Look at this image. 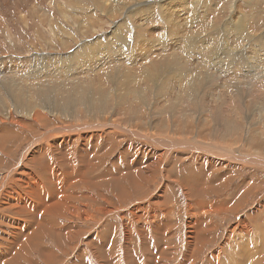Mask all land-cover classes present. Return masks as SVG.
Returning <instances> with one entry per match:
<instances>
[{
    "label": "rangeland",
    "instance_id": "obj_1",
    "mask_svg": "<svg viewBox=\"0 0 264 264\" xmlns=\"http://www.w3.org/2000/svg\"><path fill=\"white\" fill-rule=\"evenodd\" d=\"M175 1L0 0V264H264V0H177L181 42L213 40L189 66L206 74L210 56L212 75L229 56L233 93L256 92L248 104L168 101L144 69L128 92L129 57L86 79L59 73L61 57L114 30L128 50L169 41ZM156 53L168 72L174 56Z\"/></svg>",
    "mask_w": 264,
    "mask_h": 264
},
{
    "label": "bare ground",
    "instance_id": "obj_2",
    "mask_svg": "<svg viewBox=\"0 0 264 264\" xmlns=\"http://www.w3.org/2000/svg\"><path fill=\"white\" fill-rule=\"evenodd\" d=\"M124 1V0H123ZM149 1V0H148ZM189 1V0H188ZM251 1V0H249ZM192 2V1H191ZM256 2V1H254ZM174 3V4H173ZM186 3V2H184ZM173 6L170 8L169 6L172 5ZM187 4V3H186ZM189 4V3H188ZM252 4V3H251ZM119 6V5H118ZM132 6V5H131ZM140 6V5H139ZM179 4L177 3V0L175 2H169V4H164L163 5V9L165 11V15H166V21L169 23V29H168V35H167V39L169 38V41L165 40L163 43L162 42H159L157 40H145L146 37L144 36H139L135 39V42H134V49L133 50H128L125 44V32L124 34L119 38L116 34V30H114L112 32V34H110V36L108 38H106V41L105 42H102L99 39L95 40L94 42L92 41H89V42H82L81 46L78 47L79 49L76 50L74 53L70 54L69 56H66L65 58H62L61 57V62H62V66H59L58 67V70L60 71L59 73H62V74H68V75H71V76H75V77H78L79 74H84V76L82 77H78V78H85V76H87V74L94 72L95 70H98V69H102L104 66L108 65V66H113V65H124L126 63V61L124 60L125 57H129L131 59H128L127 60V64L124 65V71L121 72V74H119L118 76V79L119 81L122 83V84H125V90L126 88H128V92H129V88H133V84L136 83V81H138L137 79H139V72L138 74L135 72L136 70L138 69H144L143 71V75H142V78H148V79H151V80H154V82H156L158 79L159 81V87H158V93L161 97L163 98H166L168 101H171V96L172 95H176L175 99L176 100H179V102L181 103V105L183 104V98L185 97V95H190V96H196V98H199V100H206L205 102L209 101L211 103H213V105H215L216 107H226L223 102H221L223 99H229V98H235V96L237 95V98L239 99V101L243 104H248L247 102L249 100H245V96H244V93L245 91L247 92L248 95L253 96V94H256V92H248L247 90H243L240 86L236 85V90L235 92L233 93V90L232 88L234 87L233 83H235L236 80H239V74H241L240 72V69L238 67H232L231 65V60L228 61V64H226L229 56H226V57H223L222 60L221 59H218V60H221L220 62L221 63H224V68L223 67H219L217 68L216 67V70L217 72H215V74L211 73L212 75H209L208 73L211 71H213V67L210 65V64H217L219 63L218 62H215L213 63L212 62V59L210 56H206L203 58V61H202V64L203 65H209V66H204L205 68H208L207 70L205 68H202L200 63L197 64L195 63V60H194V63L197 67H201V69H205L206 70V74L205 72L204 73H201L199 71H197V67L195 68L196 70H193L190 66H189V61L191 60V57H187V56H191L193 53L197 52L198 50H203L202 48H209L211 47V44L213 42V40H210V41H206V40H203V41H198L197 37L195 39H197V41L195 42H191V43H187L186 41L184 42H181L182 40H184V38L181 37V34L180 32L183 30L182 29V23L180 20L177 19V16L178 15H181L182 13H187V11H183V10H180L179 9ZM187 6V5H186ZM192 6V5H191ZM205 6V5H204ZM207 6V5H206ZM117 7V6H116ZM144 7V5H143ZM145 7H148L145 6ZM183 7V6H182ZM195 7V6H193ZM113 8V7H111ZM123 8V7H122ZM121 8V9H122ZM137 8V7H136ZM191 8V7H190ZM214 8V7H213ZM43 9V12L44 13H47V11H45V9L42 7ZM119 9V8H118ZM120 9V10H121ZM126 9V7H125ZM129 9V8H128ZM134 9V7H133ZM195 9V8H193ZM212 9V8H211ZM162 10V9H161ZM188 10V9H187ZM197 10V9H195ZM199 10V9H198ZM201 10V9H200ZM204 10V9H202ZM99 11V10H98ZM102 11V10H101ZM104 11V10H103ZM107 11V10H106ZM103 12V13H106ZM115 11V8L114 10ZM112 11V12H113ZM123 11V10H122ZM130 11V10H129ZM206 11H207V8H206ZM212 11V10H211ZM41 10L39 8H37L33 13H40ZM111 12V10H110ZM117 12V11H116ZM126 12V11H125ZM124 12V13H125ZM136 12V11H135ZM138 12V11H137ZM141 12V11H140ZM198 12V11H197ZM203 12V11H202ZM213 12V11H212ZM132 13V12H131ZM196 13V11H195ZM205 13V12H204ZM214 13V12H213ZM109 14V13H108ZM107 14V15H108ZM114 14V13H113ZM118 14V13H117ZM138 14V13H137ZM194 14V13H193ZM236 14V13H235ZM101 15V14H100ZM106 15V14H105ZM110 15V14H109ZM108 15V16H109ZM151 15V14H150ZM189 15V14H188ZM196 15V14H194ZM193 15V16H194ZM198 15V14H197ZM201 15V14H200ZM210 15V14H209ZM136 16V15H135ZM140 16V15H139ZM138 16V17H139ZM161 16V15H160ZM190 16V15H189ZM189 16H186L189 18ZM128 17V16H127ZM162 17V16H161ZM183 17V16H182ZM192 17V16H191ZM199 18H202L200 16H197ZM136 18V17H135ZM144 18V17H143ZM142 18V19H143ZM188 18H185V19H188ZM193 18V17H192ZM140 19V20H142ZM146 19V18H145ZM165 19V17L163 18ZM209 19V18H208ZM147 20V19H146ZM184 20V19H183ZM194 20V19H193ZM192 20V21H193ZM200 20V19H199ZM206 20H207V17H206ZM104 21V20H103ZM134 21V20H133ZM137 21V20H136ZM145 21V20H144ZM148 21V20H147ZM165 21V20H164ZM186 21V20H184ZM191 21V24L193 23ZM198 21V20H197ZM202 21V20H201ZM100 22V21H99ZM98 22V23H99ZM188 22V21H187ZM208 22V20H207ZM106 23V22H105ZM123 23V22H122ZM126 23V21H125ZM166 23V22H165ZM186 24V23H185ZM199 24V23H198ZM206 24V23H205ZM208 24V23H207ZM129 25V24H128ZM142 25V24H141ZM190 25V24H189ZM195 25V23H194ZM220 25V24H219ZM122 26V25H121ZM127 26V24H126ZM147 26V25H146ZM145 26V27H146ZM188 26V25H187ZM191 26V25H190ZM196 26V25H195ZM247 26V25H246ZM245 28H248L246 27ZM91 27V26H89ZM125 27V26H124ZM129 27V26H128ZM127 27V29H128ZM168 27V26H167ZM189 27V26H188ZM135 28V27H134ZM184 28V27H183ZM191 28V27H190ZM232 28V27H231ZM243 28V27H242ZM241 28V30H242ZM244 28V29H245ZM92 29V28H91ZM136 29V28H135ZM138 29V28H137ZM193 29V28H192ZM205 29V28H204ZM227 29V28H226ZM243 29V30H244ZM129 30V29H128ZM142 30V29H140ZM203 30V29H202ZM124 31V30H123ZM139 31V30H138ZM184 31V30H183ZM196 31V30H195ZM229 31V30H228ZM231 31V30H230ZM240 31V30H239ZM145 32V31H144ZM185 32V31H184ZM183 32V33H184ZM232 32V31H231ZM230 32V33H231ZM244 33V32H243ZM120 34V33H119ZM167 34V33H166ZM191 34V33H190ZM202 34V33H201ZM234 34V33H233ZM239 34V32H238ZM106 35V34H105ZM206 35V34H205ZM211 35V34H210ZM150 36V35H149ZM230 36V35H229ZM188 37V36H187ZM199 37V36H198ZM210 37V36H209ZM235 37V36H234ZM193 38V37H191ZM236 38V37H235ZM234 38V39H235ZM246 38V37H245ZM114 39H119L121 40L120 42H118L115 46H113L112 44V40ZM205 39V38H203ZM207 39V38H206ZM210 39V38H209ZM213 39V38H212ZM83 40V39H82ZM228 40V39H227ZM237 40V38H236ZM137 41V42H136ZM231 41V40H230ZM231 43H234V42H230L229 45ZM237 43V42H236ZM243 44V43H242ZM256 44V43H254ZM251 45V44H250ZM79 46V45H78ZM171 46V47H169ZM209 46V47H208ZM163 51H170L171 52V57L172 55L177 58H167L168 55L166 58L168 61H170L171 63V68L168 72H165L163 70H166L165 69V66L163 63V58L164 56H161L159 58V56H157L156 54V51L159 49V48ZM237 47V46H236ZM261 47V46H260ZM156 48V50H155ZM201 48V49H200ZM229 48V47H228ZM240 48V47H238ZM230 49V48H229ZM252 49V48H251ZM262 49V48H261ZM207 49H205L206 51ZM256 50V49H254ZM208 51V50H207ZM252 51V50H250ZM256 52V51H255ZM205 54H207V52H203ZM264 53V52H263ZM262 53V54H263ZM209 54V52H208ZM220 54V53H219ZM252 54V53H251ZM180 55H182L184 58L181 59V58H178ZM194 55V54H193ZM254 55V54H253ZM166 56V55H165ZM205 56V55H204ZM212 56V55H211ZM250 56V55H249ZM261 56V55H260ZM214 57V56H213ZM256 57V56H255ZM262 57V56H261ZM157 58V60H161L160 63H154L155 59ZM227 58V59H226ZM65 59V60H64ZM163 59V60H162ZM200 59V58H199ZM198 59V60H199ZM60 60V59H59ZM197 60V59H196ZM264 60V59H263ZM201 61V60H200ZM217 61V60H216ZM194 63L192 64L194 66ZM210 63V64H209ZM240 63V62H239ZM239 63H236L239 65ZM220 64V63H219ZM217 64V66L219 65ZM235 64V63H234ZM168 65V64H167ZM263 66V64H262ZM121 67V69H122ZM105 68V67H104ZM168 68V67H167ZM106 70V69H105ZM118 70V68H117ZM215 70V69H214ZM104 71V70H102ZM119 71V70H118ZM89 72V73H88ZM203 72V71H202ZM48 73V72H47ZM53 73V71H52ZM98 74V72H96ZM244 73V72H243ZM141 74V73H140ZM47 75V74H46ZM50 75V74H49ZM48 75V77H50ZM253 75V74H252ZM244 76H248L249 78L251 77V74L250 76L248 74H244ZM258 75L255 76V78L252 76L253 78V82H252V85H255L257 84V81L254 80L256 79ZM64 77V76H63ZM89 77V75H88ZM94 76H90L91 80L93 79ZM101 77V75H100ZM105 77V76H104ZM112 77V76H111ZM115 77V76H114ZM88 78V80L90 79ZM98 78V77H97ZM251 78V79H252ZM86 79V78H85ZM84 81H87L85 80ZM156 79V80H155ZM259 79V78H258ZM264 79V78H263ZM105 80V79H104ZM133 80V81H132ZM80 82H82L83 80H79ZM78 81V82H79ZM103 81V80H102ZM109 81V80H108ZM94 82V81H93ZM98 82V81H97ZM105 82V81H104ZM114 82V81H113ZM116 82V81H115ZM222 82L220 85L219 83ZM70 83V82H69ZM80 84V83H78ZM82 84V83H81ZM85 84V83H84ZM120 84V83H119ZM137 84V83H136ZM135 84V85H136ZM87 85H88V82H87ZM121 85V84H120ZM158 85V83H157ZM156 85V87H157ZM67 86V85H66ZM82 86V85H81ZM92 86V85H91ZM104 86V85H103ZM123 86V85H122ZM140 86V85H139ZM150 86V85H149ZM77 87L80 88V86L77 85ZM94 87V85H93ZM135 87V86H134ZM142 88V87H141ZM140 88V89H141ZM153 88V87H152ZM231 88V89H230ZM82 89V87H81ZM95 89V88H94ZM118 89V88H117ZM135 89V88H134ZM54 90V89H53ZM57 90V88L55 89ZM61 90V89H60ZM92 92H93V89H90ZM109 90V89H108ZM119 90V89H118ZM132 90V89H131ZM137 90V89H136ZM139 90V89H138ZM144 90V89H143ZM153 90V89H152ZM70 91V90H69ZM73 91V89H72ZM79 91V89H78ZM99 91V90H98ZM106 91V90H105ZM127 91V90H126ZM56 94L57 92L54 91ZM67 92V90L65 91ZM87 92V91H86ZM127 92V93H128ZM132 92H135V91H131ZM75 93H76V90H75ZM80 93V91L78 92ZM90 93V92H89ZM118 93V92H117ZM233 93V94H232ZM55 94V95H56ZM68 94V93H67ZM70 94H72L71 96H73V93L70 92ZM77 94V93H76ZM81 94V93H80ZM129 94V93H128ZM134 94V93H133ZM137 94V93H136ZM64 95V94H63ZM79 95V94H78ZM82 95V94H81ZM87 94H85L84 96H86ZM107 95V94H106ZM132 95V94H129V96ZM140 95V94H139ZM145 95V94H144ZM261 95L260 92L258 94V96ZM58 96V95H57ZM62 96V95H61ZM69 96V95H68ZM77 96V95H76ZM84 96H81L84 97ZM100 96V95H99ZM125 96V95H124ZM189 96V97H190ZM257 96V97H258ZM104 97H108V96H104ZM138 97V95H137ZM158 97V96H157ZM251 97V100H252V103H254V101H256L255 98H252ZM261 97V96H259ZM258 97V98H259ZM70 98V97H68ZM86 98V97H85ZM94 98V97H93ZM123 98V97H121ZM141 98V97H140ZM149 98V97H148ZM191 98V97H190ZM195 98V99H196ZM61 99V97H60ZM92 99V98H91ZM162 99V98H161ZM165 99V100H166ZM173 99V98H172ZM188 99V98H187ZM237 99V100H238ZM58 100V101H57ZM56 101L59 102V99H57ZM77 100V99H76ZM121 100V99H120ZM144 100H145V97H144ZM198 102L199 100L196 99ZM85 101V100H84ZM123 101V100H122ZM175 101V100H174ZM185 101V100H184ZM189 101V100H188ZM235 101V100H234ZM260 102V100H257ZM264 101V100H263ZM61 102V100H60ZM59 102V103H60ZM102 102V101H101ZM111 102V101H110ZM228 102V101H227ZM64 103V102H63ZM93 103V102H92ZM100 103V102H99ZM103 103V102H102ZM153 103V102H152ZM162 103V102H161ZM178 103V102H176ZM189 103V102H188ZM187 103V104H188ZM193 103V102H192ZM196 103V102H195ZM201 102H199V106L202 104H200ZM231 103V102H230ZM261 103V102H260ZM50 104V103H49ZM48 104V105H49ZM86 104V103H85ZM169 104V103H168ZM207 104V103H206ZM250 104V102H249ZM254 104H258L257 102L254 103ZM264 104V103H263ZM180 105V106H181ZM203 105V104H202ZM201 105V107H202ZM102 106V105H101ZM176 106V104L174 105ZM190 106V105H189ZM208 106V105H207ZM235 106V105H234ZM237 106V105H236ZM104 107V105H103ZM155 107V106H154ZM170 107V106H169ZM168 107V108H169ZM179 107V106H178ZM177 107V108H178ZM191 107V106H190ZM206 107V105H205ZM211 107V106H209ZM254 108V105L252 106ZM71 108V107H70ZM100 108V107H99ZM105 108V107H104ZM180 108V107H179ZM197 108V107H195ZM230 108V107H229ZM81 109V108H80ZM86 109V108H85ZM103 109V108H101ZM204 109H207V108H204ZM204 109H202V111H205ZM211 109V108H209ZM242 109V108H241ZM54 110V109H53ZM100 110V109H99ZM157 110V108H156ZM174 110V109H173ZM177 110V109H176ZM212 110V109H211ZM221 110V109H220ZM227 111V108L224 109V111ZM121 111V110H120ZM130 111V110H129ZM158 111V110H157ZM215 111V110H214ZM234 112H232V109L230 112H232L233 114L235 112H237V109L235 111V109H233ZM101 112V110H100ZM99 112V113H100ZM174 112V111H173ZM206 112V111H205ZM219 112V111H218ZM217 112V113H218ZM263 112V111H262ZM180 113V112H179ZM182 113V112H181ZM211 113V112H210ZM208 113V114H210ZM51 114V113H50ZM74 114V113H73ZM150 114V113H149ZM223 114V113H222ZM245 114V113H244ZM52 115V114H51ZM177 115V113H176ZM219 115V113L217 114ZM227 115V114H226ZM235 115V114H234ZM74 116V115H73ZM216 116V115H215ZM215 116H213L215 118ZM232 116V115H231ZM236 116V115H235ZM185 117V116H184ZM217 117V116H216ZM228 117V116H227ZM239 117H242V116H239ZM103 118V117H102ZM234 118V117H233ZM181 119V117H180ZM214 120V119H213ZM212 120V121H213ZM224 120V119H222ZM250 120V119H249ZM178 121V120H177ZM248 121V120H247ZM252 121L254 120H251L250 123H252ZM99 122V121H98ZM155 122V121H154ZM205 122V121H204ZM233 122V121H232ZM101 123V122H100ZM156 123V122H155ZM193 123V122H192ZM215 123V122H214ZM226 123V122H225ZM231 123V121L229 120V122H227V124ZM218 124V123H216ZM220 124V123H219ZM218 124V125H219ZM234 125H235V122H234ZM259 125V124H258ZM263 125V124H261ZM233 126V125H232ZM222 127V126H221ZM231 127V126H230ZM264 128V127H263ZM233 129V128H232ZM6 130V129H5ZM171 130V129H170ZM249 130V128H248ZM252 130V129H251ZM218 130H216L217 132ZM1 135V134H0ZM184 137V136H183ZM173 139V138H172ZM219 139V138H218ZM170 140V139H169ZM182 142V141H181ZM179 142V143H181ZM176 143V142H175ZM173 144V143H171ZM260 145V144H259ZM259 150V149H258ZM198 182V181H197ZM208 183V182H207ZM209 188V187H208Z\"/></svg>",
    "mask_w": 264,
    "mask_h": 264
}]
</instances>
